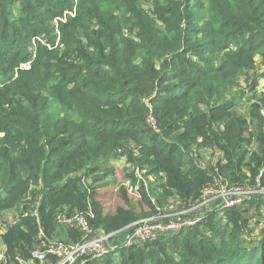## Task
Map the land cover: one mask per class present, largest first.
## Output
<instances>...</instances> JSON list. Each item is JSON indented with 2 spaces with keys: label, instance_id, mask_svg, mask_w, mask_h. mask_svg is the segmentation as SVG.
Returning a JSON list of instances; mask_svg holds the SVG:
<instances>
[{
  "label": "trees",
  "instance_id": "1",
  "mask_svg": "<svg viewBox=\"0 0 264 264\" xmlns=\"http://www.w3.org/2000/svg\"><path fill=\"white\" fill-rule=\"evenodd\" d=\"M256 57L264 65V0H0V214L16 215L0 264L55 239L58 212L116 237L153 215L142 184L138 198L117 186L111 211L98 177L87 184L120 158L124 182L137 181L128 166L161 173L160 206L175 197L188 208L216 180L264 187ZM201 149L222 156L200 164ZM74 264H264V192Z\"/></svg>",
  "mask_w": 264,
  "mask_h": 264
},
{
  "label": "built area",
  "instance_id": "2",
  "mask_svg": "<svg viewBox=\"0 0 264 264\" xmlns=\"http://www.w3.org/2000/svg\"><path fill=\"white\" fill-rule=\"evenodd\" d=\"M144 103L151 110V103L147 98L143 99ZM261 115L264 119V109L261 110ZM148 122L155 127L153 119L148 117ZM131 171L137 178L136 183L125 181L123 184L127 193L131 196L140 197V184L148 193V186L145 182H139L137 174L143 170L138 167H131ZM253 192H264V187L259 190L244 188L241 185L223 183L222 180H216L214 184L203 187L199 197L188 208H183L178 215H172L162 211L155 200L151 198L155 206L156 212L142 219L133 222L129 226V233L120 243H110L113 233H105L104 231H94L89 225L87 218L81 213L58 212L54 221L57 225L66 227H74L80 232V239L76 241L63 242L53 239L52 241H42L39 247L30 251V260L24 261L17 259L15 264H74L78 259L83 257L100 258L111 251H115L121 247H129L133 244L154 241L159 236L176 233L185 230L197 222L201 221L203 215H196V211L201 206L208 203L215 197L221 198V203L217 205L218 209L231 207L241 204L245 195ZM35 212V210L33 211ZM0 227L5 228V224L1 223ZM48 256L52 260L48 261ZM3 257L0 251V259ZM6 264V263H4Z\"/></svg>",
  "mask_w": 264,
  "mask_h": 264
},
{
  "label": "rangeland",
  "instance_id": "3",
  "mask_svg": "<svg viewBox=\"0 0 264 264\" xmlns=\"http://www.w3.org/2000/svg\"><path fill=\"white\" fill-rule=\"evenodd\" d=\"M146 4H147L146 5L147 7L150 6V3H146ZM263 69H264V65L262 64V62H260L258 57H256V69L255 70L261 74L262 72H264ZM261 78H264V77H261ZM244 86H245L244 81L241 80L240 87H244ZM255 93L257 94L256 91H255ZM250 95H251V92L248 89H245L244 94L240 98L237 99L238 105L235 106L236 112H239L240 114H243V115L247 114L248 107H249V100H247V98H249ZM236 97H238V96H236ZM200 153L202 155V153L204 154L207 152H205V150H201ZM219 157L220 156L218 155L215 158L218 159ZM208 159L209 158H205V159L200 158V164L206 162V160H208ZM198 163H199V160H198ZM125 168H126L125 161L122 159L121 160L118 159V161L112 162L109 165H107V168L105 169L104 172H102V173L100 172V173L95 174V175L91 176L90 178H88L89 180L87 181V184L93 183L94 179L98 177L97 180L95 181V185L99 186V189H98L99 198H100V201L101 200L103 201L102 204H103V206H105L106 211H111L113 209L114 205L116 204V200H115L116 197H115L114 193L116 191L117 186H119L121 184L123 185L125 183L123 181ZM127 170L131 171V167L128 166ZM110 171H113V173L111 172L109 175ZM160 174L159 175L148 174L146 172V170L144 169L142 173L138 172L137 177H138L139 182H145V184L148 186V194L151 195V197L155 200L156 205H158V207L162 211H165V209L163 208L164 205L160 206L159 205L160 202H158L156 200L157 196H159V197L161 196V192H160V190H161V187H160L161 176H160ZM133 197L135 198L136 196H133ZM11 214H12V217L9 218V216ZM13 218L14 217H13L12 212H6L5 211V212H2L0 214L1 223L11 221ZM257 230L254 231L253 235L255 233H257ZM122 234L123 233H121L119 235H122Z\"/></svg>",
  "mask_w": 264,
  "mask_h": 264
},
{
  "label": "crops",
  "instance_id": "4",
  "mask_svg": "<svg viewBox=\"0 0 264 264\" xmlns=\"http://www.w3.org/2000/svg\"><path fill=\"white\" fill-rule=\"evenodd\" d=\"M257 73V72H256ZM256 92L257 93H262L264 92V78H259L258 79V85H257V88H256ZM201 150H205V152L207 153H202V156L201 153H200V158H209L208 160L206 161H212V162H215L217 161L219 158H221V152L219 151H215L213 152L212 150L210 149H201ZM200 150V151H201ZM220 156L218 159L215 158L217 156ZM217 159V160H216ZM121 160V158H120ZM114 161V160H113ZM118 161V159L116 160ZM203 161V160H202ZM115 162V161H114ZM221 203V198L220 197H215L213 198L212 200H210L208 203H206L205 205L201 206L200 208L197 209L196 211V215H203L205 214L207 211L211 210V209H214V208H217V205H219ZM163 208L165 209V211L167 213H171L172 215H178L180 213V211L183 209V206L181 205L180 203V200L175 198V197H168L167 199H165L164 201V204H163ZM6 212H12L13 213V219L11 221H8V222H2L3 224H8V223H11V222H14L15 219H16V215H15V212L12 211V210H9V211H6ZM12 217V214L9 216V218ZM8 218V219H9ZM4 229V228H3ZM1 227H0V251L2 252L3 249H4V245H3V242L1 240V232L3 230ZM67 229L68 227L66 226H62V225H57V229H56V235H55V239L56 240H61L63 242H67L68 241V237H67ZM125 232V233H124ZM123 232L122 235H119V236H113L112 239L110 240V243H120L122 242L125 237L127 236V234L129 233V229H125V231Z\"/></svg>",
  "mask_w": 264,
  "mask_h": 264
}]
</instances>
